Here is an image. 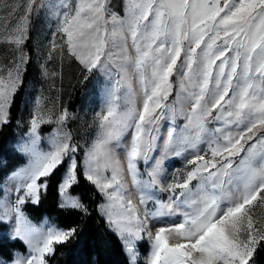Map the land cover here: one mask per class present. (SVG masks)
I'll use <instances>...</instances> for the list:
<instances>
[{
  "label": "snow or ice",
  "instance_id": "obj_1",
  "mask_svg": "<svg viewBox=\"0 0 264 264\" xmlns=\"http://www.w3.org/2000/svg\"><path fill=\"white\" fill-rule=\"evenodd\" d=\"M35 3L29 0L26 15ZM48 6L58 9L57 31L66 37L69 55L88 73L109 72L110 62H118L121 69L132 64L143 88V110L124 113L116 110L115 89H105L108 108L101 134L85 154V177L106 198L107 222L121 236L132 264L136 258L133 240L143 239L146 225L124 195L123 166L110 148L113 142L119 146L127 133L131 141L123 150L140 204L155 201L160 205L158 215L183 217L180 223L158 228L154 235L148 232L149 264H250L257 243L264 240V222L252 214L254 208L264 206V0H129L125 18L108 14L105 0H79L74 9L67 0ZM17 31L21 36L14 42L19 45L26 29ZM129 38L134 59L126 47ZM117 47L120 53L114 59L112 49ZM177 71L184 77L178 100L183 96L192 105L190 112L180 110L186 120L182 127L174 123L177 109L161 103L167 100L172 87L169 78ZM18 81L19 66L15 77L9 73L7 81L0 78V125L8 123L7 108ZM162 114L170 124L166 151L175 145L197 150L201 142H207L212 156L206 160L195 155L189 161L193 170L183 182L167 188L160 184L159 162L147 180L138 169L139 162L147 164L156 147L158 137L153 133ZM209 117L222 124L208 128ZM66 119L65 110L58 124ZM49 122L42 116L32 117L28 140L17 146L28 156V164L11 177L16 181L15 205L9 209L0 202V223L10 221L14 212L13 238L29 248V255L18 257L14 264H45V254H52L54 245L76 234V228H38L22 211L28 200L39 203L41 191H47L49 179L65 163L68 168L59 184L64 197L61 207L87 211L78 197L66 194L77 182L78 171V147L71 143L70 134L54 133L47 150L38 147L39 128ZM107 170L110 177L104 175ZM194 179L200 181L196 199L191 198ZM157 191H170V202L157 200ZM180 208L184 211H177ZM170 239L177 242L169 243Z\"/></svg>",
  "mask_w": 264,
  "mask_h": 264
},
{
  "label": "rangeland",
  "instance_id": "obj_2",
  "mask_svg": "<svg viewBox=\"0 0 264 264\" xmlns=\"http://www.w3.org/2000/svg\"><path fill=\"white\" fill-rule=\"evenodd\" d=\"M62 2L63 0H36L30 13L26 15L29 0H0V78L7 81L9 73L15 77L17 75V66H19V81L16 91L21 84L29 58L27 41L30 31L32 33L31 40L34 52L33 70L25 86L19 120L22 134L14 144L15 149L25 156L26 161L8 173L1 185L3 193L0 197V202H3L4 206L9 209L14 207L17 199L16 181L12 180L11 177L18 170L25 167L29 160L28 156L22 153L17 146L28 140L27 134L30 128V121L34 115L42 116L44 120L51 121L41 124L39 128L40 140L38 147L42 150H47L49 148L48 139L54 133H60L61 135L64 133L70 134L71 143L78 147V151L75 154L77 164L78 156H81L82 170L85 175L87 169L85 154L100 136L102 118L107 114L108 98L105 94V89H115V96L117 97L115 105L117 106L116 110L118 113H124L130 109L137 111L143 110V88L134 65L130 64L121 69L118 62H110L108 64L109 72L94 70L92 73H88L76 59L69 55L66 48V37L57 31L59 19L56 11L58 9H52L48 6L49 4L59 5ZM78 2L79 0H67V3L72 9L76 7ZM41 4L44 6L40 7ZM105 5L108 14L116 13L120 18H125L129 0H105ZM106 19L110 20V15H106ZM18 28L26 29L23 32L22 43L19 45L14 42L16 38L21 36V32L17 31ZM53 44L56 45L55 48H53ZM126 47L128 55L134 59L136 54L130 38ZM112 52L115 59L120 53V48H113ZM22 58H26V62H22ZM181 59H183V53L181 54ZM179 65L180 61H178V68ZM183 79L184 77L179 71L174 72L169 78L172 86L170 94L167 100L161 101L162 104L174 106L177 109V115L174 121L177 127H182L186 123L184 116L180 114V110L183 109L185 112H190L192 108L191 103L186 102L183 96L178 100L177 94L180 92V83ZM78 90H80V101L73 108L72 102ZM8 109L9 106L7 112ZM65 110L68 113V119L60 125L58 124V120ZM215 114V111H213V117ZM221 124L222 122H217L212 117L208 118L207 127L210 129H214ZM169 126L168 116L162 114L155 125L158 131L153 133L158 137L156 147L150 154V159L147 164L143 161L138 164L141 178L147 180L149 178L148 173L159 162V166L162 169L160 184L164 188H167L170 183L183 182L187 173L193 170L194 166L189 164V161L193 160L195 155H202L206 160L212 159L207 142H201L197 150L190 148L184 149L175 145L166 151L165 142L167 140ZM130 141L131 134L127 133L122 137L119 146H117L116 142H113L110 148L123 166V184L126 189L124 195L126 198H130L133 205L138 208L140 217L146 225L143 239L133 240V247L136 252L135 264L140 259L143 261V264H148L147 257L151 253V241L148 239V232L154 235V231L156 232L158 228L170 227L175 223H180L183 217L181 215L163 217L158 215L160 205L155 201L148 202L146 206L140 204L139 193L133 184L131 175L128 173L126 154L123 150L130 145ZM176 151H179L181 154L179 156L175 155ZM104 175L110 177L111 170L105 171ZM199 184L200 181L195 179L190 183V188L193 193L192 199H196L197 196L195 194L200 192ZM66 194L79 198L78 195L70 191V188L67 189ZM20 195H23V192ZM171 195L172 193L170 191H157L156 199L163 204H168ZM63 202L64 197L61 194V205ZM106 203L107 200L103 196L98 208L101 214L107 219L103 208ZM145 209L147 210V215H145ZM117 211H119L118 208ZM177 211L182 212L184 208H180ZM252 214L254 219H259L264 222V206L254 208ZM28 220L38 228H43L48 225L56 226L46 219L41 223H35L29 218ZM5 222L9 225L7 235L13 239L16 228L14 212L11 215L10 221L6 220ZM151 224H154L157 229L153 230ZM260 241L257 243L256 248ZM176 242L175 239L169 240V243ZM28 255L29 248L27 245L26 253L14 251L11 261L0 259V264H14V261L18 257H27Z\"/></svg>",
  "mask_w": 264,
  "mask_h": 264
},
{
  "label": "trees",
  "instance_id": "obj_3",
  "mask_svg": "<svg viewBox=\"0 0 264 264\" xmlns=\"http://www.w3.org/2000/svg\"><path fill=\"white\" fill-rule=\"evenodd\" d=\"M32 33L28 36L29 58L22 81L13 95L8 109V123L0 125V197L6 175L24 163L26 158L14 144L22 134L19 126L21 108L26 83L33 70ZM80 90L75 95L72 106L80 101ZM68 163H65L49 179L47 191L40 194L39 203L27 201L22 206L25 215L35 223L43 220L62 229L76 228V234L68 242L54 245L52 254H45V264H132L121 236L109 226L107 219L99 211L103 199L97 187L88 181L82 170L81 156H78L77 182L70 187L73 194L87 207V211L61 207L59 184L64 177ZM9 225L0 223V259L11 261L14 251L27 252V245L21 239H11L7 235ZM144 250V249H143ZM137 264H143L140 259ZM250 264H264V240L258 244Z\"/></svg>",
  "mask_w": 264,
  "mask_h": 264
},
{
  "label": "bare ground",
  "instance_id": "obj_4",
  "mask_svg": "<svg viewBox=\"0 0 264 264\" xmlns=\"http://www.w3.org/2000/svg\"><path fill=\"white\" fill-rule=\"evenodd\" d=\"M151 227H153V230H156L157 229V227L154 225V224H151ZM154 233H155V231H154ZM151 254V253H150ZM150 254L148 255V257H147V260L149 261L150 260ZM149 264V263H148Z\"/></svg>",
  "mask_w": 264,
  "mask_h": 264
}]
</instances>
